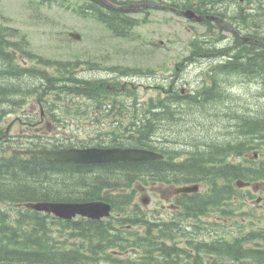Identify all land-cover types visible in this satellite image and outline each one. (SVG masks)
I'll list each match as a JSON object with an SVG mask.
<instances>
[{"label": "trees", "instance_id": "16d2710c", "mask_svg": "<svg viewBox=\"0 0 264 264\" xmlns=\"http://www.w3.org/2000/svg\"><path fill=\"white\" fill-rule=\"evenodd\" d=\"M87 1L83 7L92 8V16L116 36L130 37L132 27L140 22L125 11L105 7L97 0ZM206 1L213 4L224 0ZM257 8L255 15L238 9L232 18L244 27L249 23L264 25V0ZM259 17L262 22H258ZM235 28L264 42V34L257 32V28L247 32L245 28ZM233 37L231 44L219 48L214 43L196 44L197 39L192 42L195 53L207 49L215 55L228 56L224 63L205 72L210 83L202 85L195 95L182 98L179 93H172L164 99L144 102L133 97L128 103L117 97L123 91L113 90L112 84L107 88L106 80L88 76L95 65L84 63L85 69L80 73L77 71L81 62L34 54L24 34L0 24V264H264V229L245 230L238 226L237 235L215 234L219 228L216 222L207 221L203 230L199 219L210 211L227 214L236 194L238 211L245 214L242 201L254 195L247 188H236L234 181L264 184V105L260 102L264 92V46ZM20 58L30 61V65ZM115 69L118 68H110ZM234 74L258 83L252 101L236 100L238 110L227 111L229 122H221L216 133L212 129L215 119L211 118L210 123H205L209 132L184 130V117L189 118V111L178 102L197 106L199 114L211 103H226L221 87L224 79ZM31 98L38 99L61 127H66L64 118L68 115L80 117L91 109L103 118L116 117V124L98 129L93 137L73 138L68 145L146 147L160 150L164 157L76 165L7 152L16 145L6 133L4 119ZM194 122L203 121L196 119L191 123ZM177 129L179 132L171 133ZM164 130L170 131L167 140L159 135ZM252 150H257L259 160L245 158ZM235 157L237 162L230 160ZM156 180L206 185L203 192L178 197L184 219H193L186 230H180L182 226L177 221L157 223L138 210L129 188L135 181ZM93 199L109 201L114 215L104 221H63L17 205L29 201ZM126 225H140L141 229H129Z\"/></svg>", "mask_w": 264, "mask_h": 264}, {"label": "rangeland", "instance_id": "374dc122", "mask_svg": "<svg viewBox=\"0 0 264 264\" xmlns=\"http://www.w3.org/2000/svg\"><path fill=\"white\" fill-rule=\"evenodd\" d=\"M161 1L180 4L184 0ZM79 2L81 0H0V13L5 17V22L17 27L27 37L30 50L36 54L50 59L79 61L90 59L101 66L128 67L129 70L125 71L129 73L128 75L125 73L116 75L114 72L95 68V71L89 72L88 76L93 79L113 76V79L116 77L120 84L125 83L127 87L136 86L139 99L155 97L158 94V89H152L159 85L167 87L172 85L177 92H181L183 88L184 93L188 94L201 84L206 85L210 79H206L205 71L214 65L220 57H207L208 55L203 53L195 55V59H191L192 56L188 58L190 40L194 37L207 38L216 44L217 48L231 44L233 40L232 34L228 31H221L217 27L211 26L212 32L207 33L200 23L184 19L170 11L153 8L130 13L140 20V24L132 27L133 37H114L103 23L90 14L81 16L79 12H76ZM253 27L245 28L244 32L251 31ZM257 30L264 34V25L257 27ZM75 34L79 36L76 37ZM218 39L219 41L216 42ZM27 64H30V61ZM82 68L79 67L77 72L81 73ZM130 68L141 69L142 72L132 71ZM148 69L153 71L150 72ZM124 80L129 81L131 85H127ZM223 85L221 92L223 93L225 90L226 97L223 99L227 102L211 103L204 113H196L195 116H190V119L185 116L184 130L191 128L192 131H197V134L209 132L210 128L205 123H210L211 118L215 119L212 122L216 124L212 129L216 133L215 129L220 127L221 122H229L230 112L227 113V111L238 110L239 103L235 101L240 99L242 103L252 101L253 93L259 86L256 81L238 74L225 78ZM260 96V102L264 105V92H261ZM188 108L190 107L184 105V110L187 111ZM22 109H34L36 112L39 110L36 100L32 99H29ZM250 109L253 108L250 107ZM21 110L8 116L3 125L6 127L11 123L17 114L21 113ZM194 111H199L197 106H194ZM194 119L203 122L201 124L191 123ZM21 127L24 128V125L15 123L10 132L13 135H18L22 132ZM195 128L197 129L195 130ZM67 129H73L72 134L80 135L79 138L86 136L84 133L86 127L70 126ZM179 129L171 133L179 132ZM87 130L89 131V128ZM169 132L167 130L159 131L160 138L168 139L167 133ZM69 135L71 134L65 133L61 127L46 134L52 140L61 141L68 139ZM180 140L182 141V138ZM230 160L236 162L238 158H230ZM174 186H166L157 182L153 185V189L147 187L145 194L149 198V202L146 205L141 204L142 195L137 194L136 197L134 196V200L141 204L148 216L150 212H154V216H167V212H174L170 207L173 202ZM250 189L253 188L250 187ZM252 192L254 198L247 199V205L244 207V210L249 209V211H245V214H240L239 211L233 213L231 224L227 229L232 228L234 233L239 232L238 226L245 230L264 227V185L260 184V188L252 190ZM210 218L212 219V216ZM202 236L203 234H198V237Z\"/></svg>", "mask_w": 264, "mask_h": 264}, {"label": "water", "instance_id": "95a60500", "mask_svg": "<svg viewBox=\"0 0 264 264\" xmlns=\"http://www.w3.org/2000/svg\"><path fill=\"white\" fill-rule=\"evenodd\" d=\"M103 3L105 0H102ZM151 5V4H147ZM129 8V7H124ZM174 11L188 17L200 21L204 16L197 15L192 10H176ZM216 18V17H211ZM217 19V18H216ZM251 40L250 38H247ZM24 153L39 154L49 161L74 162V163H102L117 161H138L160 158L161 154H157L151 150L142 148L129 147H86V148H58V149H25ZM197 186H185L179 188V191H193ZM25 207L33 208L39 211L53 213L62 218H70L77 214L87 216L93 219L108 216L111 206L103 201L89 202H29L24 204Z\"/></svg>", "mask_w": 264, "mask_h": 264}, {"label": "flooded vegetation", "instance_id": "af4514ba", "mask_svg": "<svg viewBox=\"0 0 264 264\" xmlns=\"http://www.w3.org/2000/svg\"><path fill=\"white\" fill-rule=\"evenodd\" d=\"M117 1H119V0L115 1L116 4H118ZM162 4H164V3L162 2ZM183 4H185V3H183ZM194 7L196 8L198 13H204V14L211 13V14L223 16V13L224 14H231L232 9L234 7V4H232V0H226L223 2H219V3L215 2L213 4H211L210 2H208L206 0H201V1H198L194 5ZM110 8H113V7H110ZM182 8H185V7H182ZM116 9H118V8H116ZM225 19L228 20L227 17H225ZM46 116L47 115L45 113L41 112L39 118H36V115L34 114L33 116H30L29 119L25 122L33 123V122H31V120L36 119L34 123L38 125L42 122V120ZM94 121H95V119H91V123H94ZM175 206H177V205L172 204V207H175Z\"/></svg>", "mask_w": 264, "mask_h": 264}, {"label": "bare ground", "instance_id": "6f19581e", "mask_svg": "<svg viewBox=\"0 0 264 264\" xmlns=\"http://www.w3.org/2000/svg\"><path fill=\"white\" fill-rule=\"evenodd\" d=\"M223 15H227V14H224L223 13ZM231 22H228L227 20H225V21H223V23L221 24V25H217V27L218 28H223V27H230V26H233V25H231L230 24ZM233 24V23H232ZM259 27V26H258ZM257 32H258V30H257ZM252 39H253V42L252 43H256V44H260V45H262V46H264V42L262 41V40H260V39H258V38H256V37H254V36H252ZM236 47V46H235ZM235 49V48H234ZM207 57H209V56H207ZM126 74V73H125ZM129 74V73H128ZM128 74H126V75H128ZM84 80V79H83ZM215 96V95H214ZM210 99V98H209ZM212 102V101H211ZM174 105V104H173ZM170 106H172V105H170ZM175 107V106H174ZM180 107V106H179ZM182 107V106H181ZM184 107V106H183ZM174 112V111H173ZM156 136V135H155ZM166 139V138H165ZM167 140V139H166ZM129 148H143V147H136V146H128ZM110 163H114V162H110Z\"/></svg>", "mask_w": 264, "mask_h": 264}]
</instances>
